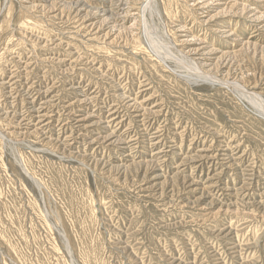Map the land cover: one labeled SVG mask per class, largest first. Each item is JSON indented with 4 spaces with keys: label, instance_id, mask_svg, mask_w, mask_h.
I'll return each mask as SVG.
<instances>
[{
    "label": "rangeland",
    "instance_id": "obj_1",
    "mask_svg": "<svg viewBox=\"0 0 264 264\" xmlns=\"http://www.w3.org/2000/svg\"><path fill=\"white\" fill-rule=\"evenodd\" d=\"M23 1L0 0V20L12 6L8 35L15 28V53L26 62L15 66V93L7 97L0 88V264H264V32L243 27L240 19L233 30L244 42L200 76L201 68L180 55L184 47L174 32L194 21L197 35L189 0H153L139 21L115 28L109 39L104 30L93 37L82 26L77 0H48L50 10L27 13ZM138 1L142 8L144 0ZM250 1L236 0L244 7ZM4 67L0 59V76ZM71 85L89 99L82 111L99 117L126 97L148 99L159 114L146 134L160 129L163 143L174 141L181 157L153 165L139 155L140 143L126 162L84 138L72 141L67 136L78 105L69 106ZM37 89L53 100L50 141L28 117L25 93L37 99ZM21 118L30 122L27 128ZM131 132L143 134L138 127ZM221 141L238 154L233 171L209 162L177 165L201 149L216 153ZM212 168L221 184L240 192L204 183ZM192 182L200 190H189Z\"/></svg>",
    "mask_w": 264,
    "mask_h": 264
},
{
    "label": "bare ground",
    "instance_id": "obj_2",
    "mask_svg": "<svg viewBox=\"0 0 264 264\" xmlns=\"http://www.w3.org/2000/svg\"><path fill=\"white\" fill-rule=\"evenodd\" d=\"M137 1L138 0H90V1L77 0L75 2L74 7H75V11H76V17L79 18V20L82 23V26L85 29L91 30L92 33L94 32L93 34H95V35H93V37H96V35L99 34L100 30H104V34H102L103 38L109 39L111 37L110 33L112 31H114L115 28L122 27V29H123V26H126L130 23L133 24L134 22L139 21L141 19V16H142L141 10L143 9V11H144V9L146 7H148L149 4H151L153 2V0H144V2H142L144 4V6L141 8V5L139 6L136 4ZM188 2H189L190 7L193 9V13H194L193 18L197 22V24H196L197 29L195 31L197 35H195L191 29V27L195 25L194 21H191L192 22L191 27L187 26L185 23H184V25H182V24L179 26L176 25L174 28V32L177 33V36L179 38L178 43L180 45H183V47H184L183 49L185 52L183 50H181V52H179V53H181L180 55H182V53H184V56L186 57V59L190 63H192L194 65H198L201 68L200 74H203V75H200V76H204L207 74L206 68H210V66H212L213 62H215L217 60L219 61L220 59H222V57H225L227 55H229V58H230V55H232L234 52L233 49L236 46L241 45L242 42H244L241 37L239 38V35L236 34L235 30H233V26L236 23H238L240 19L244 20V22H246V24H247V25L244 24L243 27H245V28L251 27V28H254L258 31L264 32V9H263L264 8V0L250 1L249 4L247 5V7H244L245 6L244 4H243L244 6L241 5L240 4L241 2L240 3L236 2V0H189ZM49 6L50 5H49L48 0H24L21 8H22V10L26 11V13H27L30 9H39V11L40 10L45 11L49 8V10H50ZM240 6L245 8V10H244L245 18L244 19L239 18V16H238V12H239L238 7H240ZM231 9H233V11H231ZM8 11L9 12H8L7 18H5L6 20H4V19L0 20V42L4 43V45L2 47V52H1V48H0V59H2V61L4 60V63H6V67L3 68L4 74H2L0 76V88H2V90H4V92H2V93H5L7 95V97H11V95L14 94L16 91L15 88L19 87L17 85V82L15 81V79H17V77L15 76V74H16L15 73L16 72L15 66L18 67V65H19V68H22V66H26V62H21L20 57L17 56V54L15 53V28H13L14 32H11L10 36L8 35L9 23L13 17V13H11L12 12V6L11 5H9ZM27 18L28 17H26L25 19L24 18L22 19V17H20V21L28 22ZM49 18H51V17H49ZM14 24H15V19H14ZM26 24H28V23H25L24 25H26ZM132 24L130 27H132ZM14 26H12V27H14ZM24 31H23V29H20V32L24 33ZM119 33H120V30H119ZM208 34H210V36L213 37V38L210 37L212 39V41H209L207 39ZM38 39H40V38L38 37L36 40H38ZM216 39H218L222 43V46H224L223 48H221L222 46L221 47L213 46V42L214 43L217 42V41H215ZM56 42L58 43L59 46L61 45L60 41H56ZM7 43L10 44L9 47H7ZM57 43L54 45L56 46ZM185 57H183V58H185ZM181 62H183V60ZM186 68L187 67H185V69ZM7 69H9V71H7ZM7 73L9 75L3 77V75H5ZM69 89L71 90V92L73 91L75 93V99L73 100L72 103L70 101L71 104H69V106L72 104L78 105L77 106L78 108H75L76 111L71 115L73 125H72V129L70 130V135L67 136L72 141L78 142L80 140L82 141V139L84 138L83 140L84 141L87 140V143L89 145H92V146L94 145L97 148L102 146L105 149L113 152L114 154H117L118 158H119L118 160H122V161H126V162L132 159L131 154L135 151V148L137 146H139L140 143H143L140 147H138L141 149V151L140 152L136 151V153L138 152L139 155L140 154L148 155L150 157V159L153 160V162H152V160L147 161V162H152L153 165H154L156 160L162 161L165 158H169V157L171 158L172 156H180L181 157V155L179 153L180 148L176 146L174 141H169L168 144L163 143V134H161V132H159L160 129H159V131H157L153 134H146L145 127L155 116H157V114H159V111L157 110L158 108L155 109L154 107H148V105H147L148 99L144 98L143 100L139 101L135 98L125 96L126 98H125L122 105H118V104L112 105L108 109L106 116L99 117V114L97 112L93 111L94 113H92V112L91 113H84V111H82L83 106L88 104L87 101L89 99L85 96V94H83V92L80 90V88L78 86H72L71 85L69 87ZM22 91H24V90H22ZM36 94H37V99H32L30 94L28 95L27 93H25V95L27 96V99H26L27 100L26 103L28 106L27 111H29L28 117L30 119H32V121L35 120L36 124L39 125V127H38L39 129L37 127L36 128L39 130L40 134L43 136L42 140L43 141H50L49 138L46 136V134L48 133V132H46V130H48V127L51 126L53 119L51 116L52 112L49 113V111L47 109H48V107L51 106L53 100L48 98V92L47 91L41 92L38 90ZM121 94H123V93H121ZM245 94H247V93H245ZM252 95L256 96V98L263 96V94L256 92V91H253ZM122 96H121V98H122ZM248 96H250V95H248ZM261 104H263V103H261ZM69 115H70V113H69ZM12 116H13V118L15 117L14 114ZM17 122H19V120ZM21 122L24 123L26 128H27V126L30 125V122H27V119H25V118H21ZM113 123H116L115 129L112 128ZM58 127H59L58 130H60V131L64 130V125H62V126L58 125ZM113 127H114V125H113ZM123 127H124V130L123 131L121 130L122 131L121 132L119 128H123ZM133 127L141 128V131L143 134L140 135L138 133H134L133 136L132 135L129 136V134L132 133L131 131L133 130ZM22 135L24 137V133ZM48 136H49V134H48ZM50 139H52V138H50ZM58 142H60V141L58 140ZM212 152L213 151L210 152L209 149H201L200 152L195 155L196 156L195 159L190 158V157L189 158L186 157L187 160H183V161L181 160V162H179V163L177 162V165L182 166V165H184L183 162L186 161V162H188V164L189 163L198 164V167H202V165L204 163L207 162L206 164H208V162H209L210 166L220 164L221 167H219V168H222L221 170L224 172L234 170L233 169L234 165L239 158L237 152H234L233 150H231L229 148V146L222 141L219 142V144L217 146V150L215 151L216 153L213 154ZM80 155H81V153H80ZM148 164H146V165H148ZM114 165H116V164H114ZM129 165H131V164H129ZM237 167H239V166H237ZM118 168H119V166H118ZM158 169H159V167H158ZM215 170H216L215 168L214 169L212 168L210 171H208L209 173H207L206 179L203 178L205 180L204 183L206 182L208 186H213L214 188H216L215 190L225 189L224 191L227 194H230V193L237 194L240 192L238 190L234 191L233 189L229 188V186H227V185L221 184L220 180L218 179L219 174H217L218 172L217 173L214 172ZM153 177L155 179H157L158 181L162 178L161 174H157V173ZM171 178H173V177H171ZM249 180H251V178ZM159 184L160 183H158L157 185L159 186ZM191 185L192 186L189 190H191L192 192H197L198 190H200V189H198L200 187L198 185V183L192 182ZM202 185H203V183H202ZM208 186H206V187H208ZM244 187L245 186H242L239 189L243 190ZM204 190H205V187H204ZM201 191H203V190L201 189ZM203 195L204 194H201V196H203ZM203 198H204V196H203ZM224 207H226V206H224ZM216 264H221V263H216Z\"/></svg>",
    "mask_w": 264,
    "mask_h": 264
}]
</instances>
